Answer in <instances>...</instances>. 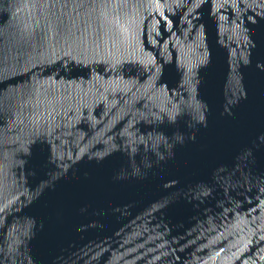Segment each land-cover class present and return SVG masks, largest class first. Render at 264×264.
Returning <instances> with one entry per match:
<instances>
[{"label":"water","instance_id":"95a60500","mask_svg":"<svg viewBox=\"0 0 264 264\" xmlns=\"http://www.w3.org/2000/svg\"><path fill=\"white\" fill-rule=\"evenodd\" d=\"M0 264H264V0H0Z\"/></svg>","mask_w":264,"mask_h":264}]
</instances>
